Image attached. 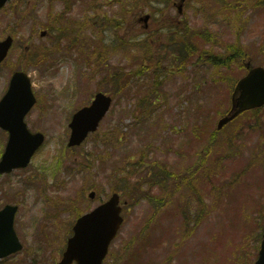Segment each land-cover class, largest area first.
Instances as JSON below:
<instances>
[{"label": "rangeland", "instance_id": "374dc122", "mask_svg": "<svg viewBox=\"0 0 264 264\" xmlns=\"http://www.w3.org/2000/svg\"><path fill=\"white\" fill-rule=\"evenodd\" d=\"M261 1L185 0L180 13L181 0H9L0 8V39L8 34L15 39L0 65V98L13 70L26 69L37 100L25 121L45 136L26 168L0 176V206L19 205L14 225L24 247L0 264H53L77 214L106 200L114 188L127 199L121 197L125 222L104 264H125L130 238L147 222L154 231L150 249L141 252L143 263L167 264L168 258L170 264L253 263L264 227V108L225 125L203 153L205 138L228 108L226 78L230 83L245 72L240 59L241 64L219 68L213 80L204 60L230 45L252 65L264 66ZM146 13L148 26L141 19ZM66 30L70 37L61 36ZM187 30L193 31L192 65L170 73L167 68L179 64L161 51L170 50L171 36L183 45ZM25 47L47 52V60L33 58ZM156 70L162 77L153 93L148 74ZM101 90L113 95L109 112L81 145L69 148L72 112ZM203 114L199 134L194 121ZM3 132L0 154L7 140ZM197 160L203 165L188 181L189 190L174 179L167 203L143 198L165 192L145 183L153 165L164 162L182 173ZM194 191L207 216L200 225ZM190 220L186 229L183 223Z\"/></svg>", "mask_w": 264, "mask_h": 264}, {"label": "water", "instance_id": "95a60500", "mask_svg": "<svg viewBox=\"0 0 264 264\" xmlns=\"http://www.w3.org/2000/svg\"><path fill=\"white\" fill-rule=\"evenodd\" d=\"M6 1L0 0V6ZM11 43L10 37L0 42V62L6 56ZM247 65L249 66V63ZM10 83L1 104L6 100L11 101L13 106L18 100L22 103L14 108L19 109L15 116L11 110L7 111L4 117L1 115L0 125L10 131L0 163L1 170L5 171L13 166L25 164L28 156L38 148L44 138L40 132L31 134L23 122L24 114L34 101L26 73L16 72ZM231 95V109L218 121V127L233 119L239 112L264 104V68L259 66L249 68L248 73L236 82ZM111 101L110 96L98 92L90 106H84L74 113L69 123L72 128L69 146L79 144L88 131L96 129ZM118 201V194L114 193L105 203L76 220L73 235L68 238L63 258L57 264H70L73 260L77 264H101L106 256L109 242L117 234L118 227L122 223ZM15 210L16 206L8 204L0 211V243L2 242L0 256L7 255L13 249L20 247L12 225ZM259 248L254 264H264V229Z\"/></svg>", "mask_w": 264, "mask_h": 264}, {"label": "trees", "instance_id": "16d2710c", "mask_svg": "<svg viewBox=\"0 0 264 264\" xmlns=\"http://www.w3.org/2000/svg\"><path fill=\"white\" fill-rule=\"evenodd\" d=\"M186 45H185V48L184 50L181 49L179 54H178V58H182L181 59V62L184 64L182 67L185 68L186 65H188V63L190 62L192 56L195 54V47H194V43L191 41L190 38H188V40L186 41ZM173 60L175 61V58H173ZM177 61H179L177 59ZM209 63H212L213 64V68L215 69H219L218 66H227L229 65V63L226 61V58L223 57V55L221 57L219 56H216V55H211L209 57ZM180 62V61H179ZM183 68H180L179 70H182ZM182 72V71H181ZM215 74L212 75V78L213 80H215V77H214ZM218 75V74H216ZM152 77H154L152 75ZM221 74H220V78H221ZM213 82V81H212ZM158 80L157 78L154 77V82L152 84V89L151 92H155L156 89L158 88ZM156 93V92H155ZM256 110H253V113L255 114ZM195 126L199 125V121H196L195 123ZM215 136V132H213V134L210 136V138H207V143H211L213 141V138ZM200 138V137H199ZM260 145L263 146L264 145V140H262L260 142ZM202 157V156H201ZM203 165V162H201V160H197L192 168V170H197L199 168H201ZM157 168L160 170H162L164 173V175H167V178L171 177V176H175V178H177V174L173 172H168V170H171L170 168L167 167V165L163 162H161ZM153 169L156 171V167L153 165ZM157 169V170H158ZM191 170V169H190ZM190 170L188 172H184L183 175L185 176V178H188L189 176H191L192 174H190L189 176H186V174H189L190 173ZM153 173V177L152 178H149L147 179L148 181L145 182L146 184H149V183H152L150 184V186H152L153 188L157 185V186H160V187H164V188H175L174 185L171 183V185H169L170 187H166L165 186V183H168L169 182H166L167 178L166 176L162 175V173L160 172V174L158 173V175L155 173ZM189 179H185V181H188ZM169 181V180H168ZM148 187V186H147ZM113 190H116L115 188ZM129 195V191L125 190ZM148 190H146V193H147ZM151 199L153 198L154 194H151L150 192H148L147 194L143 195V197H146ZM200 201V200H199ZM200 206H202L201 210L203 209L204 205L203 203L200 201ZM203 217H199V219L196 221L197 223H200L202 222V220H204L206 217H204V215H202ZM153 231H154V227L153 226H150V223L147 222V224L145 225V227H143L139 232H137L135 235H133L130 239V245L127 247V252L129 253V257L126 261L125 264H151V263H143L141 262V256H142V251L143 252H147L150 247L149 245L151 246V238L153 236ZM140 244V245H138ZM257 247V246H256ZM255 247V248H256ZM167 264L169 263L170 264V260H168L166 262ZM241 264H247V259H245Z\"/></svg>", "mask_w": 264, "mask_h": 264}, {"label": "flooded vegetation", "instance_id": "af4514ba", "mask_svg": "<svg viewBox=\"0 0 264 264\" xmlns=\"http://www.w3.org/2000/svg\"><path fill=\"white\" fill-rule=\"evenodd\" d=\"M135 17H134V22H135ZM134 30H136V23L135 24H132V26H131V31H134Z\"/></svg>", "mask_w": 264, "mask_h": 264}]
</instances>
